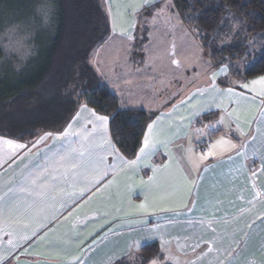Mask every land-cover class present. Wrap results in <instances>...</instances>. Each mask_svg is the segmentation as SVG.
Masks as SVG:
<instances>
[{
  "label": "crops",
  "instance_id": "1",
  "mask_svg": "<svg viewBox=\"0 0 264 264\" xmlns=\"http://www.w3.org/2000/svg\"><path fill=\"white\" fill-rule=\"evenodd\" d=\"M101 1L108 17L110 34L92 51L91 65L101 83L116 96L120 110L156 113L150 123L158 121L154 132L161 138H171L172 143L169 144L168 151L172 158L169 160L165 149L159 148L149 161L151 167L138 165L133 177L137 183L129 198L127 186L132 181H129L128 176L132 175V172L125 168L123 163L116 161L114 156L118 153L125 160H133L136 156L127 159L117 149L111 139L108 121L107 134L115 146L116 153L108 150L107 146L98 151L107 153L106 166L115 163L117 171H110L99 185L93 186L83 196L79 194L83 182L75 188L67 187L61 182L57 189L63 191L50 192L47 198L38 200V215L35 220L17 222L9 218V205L6 202L13 196L28 200L37 199L35 194L29 197L27 192L19 191L20 187L23 185L29 190L32 189L26 178L40 173L47 157L61 148L62 144H67V139L59 134L64 132L70 123L73 125V132L82 127L91 130L92 125L87 123L91 117L87 113L76 117L78 107L60 132H44L30 141L0 134V139H11L21 144L29 143L30 148V142L36 141L45 133L57 137L55 140L49 138L30 152L19 150L15 156L10 155L11 149L0 145V209H3L0 212V248L7 249L10 240L19 243L21 237L37 230L36 236L25 245V251L30 254L19 257L21 264H104L109 256L128 252L136 240H141L143 247L155 243L159 250V238L169 242L168 247L175 258L169 264H264V172L257 170L260 159L264 158V140L258 138L256 142H249L243 149L249 157L253 151L256 152L255 165L241 156L228 159L226 154L209 157L200 165V170L196 171L186 159L184 149L188 146L187 140L176 139L173 135L178 133L183 136L184 129L177 128V125L182 123L180 117L186 115V105L179 103L181 99H186L190 93L195 92L193 103L207 106L212 100L209 93L201 96L196 91L197 88L208 87L210 83L206 74L197 77L198 72L202 73L199 62L210 61L212 64L196 38L199 30L186 25L172 0H159L161 8L170 5V9L156 21H153L151 16L139 15L135 29L131 28L133 15L131 9H128L127 22L123 27L132 32L134 39L125 40V44L121 46L111 40L114 34L109 8L113 13L121 11L122 5L128 3V0H111L110 3L109 0ZM169 16L173 17L171 21L166 19ZM161 21L163 25L160 24ZM224 35L223 39L230 42L227 32ZM256 36L261 37L264 43V34ZM117 39L120 38L117 36ZM258 40L260 41H252L251 46L254 44L256 48L259 45ZM258 51L260 55L264 53V49ZM197 58L198 62L189 67V59ZM172 59L178 60L180 66L172 64ZM224 64L228 65V75L227 78L219 79L234 80L230 71L231 64ZM212 70H218V67L213 66ZM235 91L251 98L248 104L252 112L258 111L264 104V97L255 96L242 88H236ZM174 106L177 107L174 109ZM235 106L229 104V108ZM208 115L210 118L204 119ZM219 115L220 109L213 106L196 117L194 127L215 122ZM259 124L264 129V121ZM222 131L223 126L211 137L203 138L202 146L205 150L209 139L216 140L222 135ZM146 132L147 128L144 134ZM94 135L95 143H102L103 130L98 129ZM234 135L236 139L233 142L242 139L239 133ZM70 139L79 138L73 136ZM193 147L196 153L200 152L199 147ZM163 164L170 166L157 173L154 184H139L141 180L147 182L153 175L152 167ZM249 167L257 170L255 176H252ZM185 177L190 179L186 180ZM109 181L113 182L109 184ZM145 194L149 195L150 200H155L158 208L165 209L155 212L149 210L147 224L140 222V217L145 216V213L132 211L134 206L144 202ZM152 229H156V232H151ZM151 235L158 238L147 241L142 239ZM90 245L91 250L88 251ZM196 245L199 247L193 252ZM138 254L139 252L136 253L135 263ZM75 257L80 259L76 260ZM127 262L133 264L132 260ZM13 264L16 262L13 261Z\"/></svg>",
  "mask_w": 264,
  "mask_h": 264
},
{
  "label": "trees",
  "instance_id": "2",
  "mask_svg": "<svg viewBox=\"0 0 264 264\" xmlns=\"http://www.w3.org/2000/svg\"><path fill=\"white\" fill-rule=\"evenodd\" d=\"M29 1L35 0H0V23L14 24L11 11L22 14L30 7ZM47 1L54 6L55 20L49 28L47 23L40 36L23 30L18 34L0 30L4 40L0 43V134L30 141L44 132H60L79 105L90 101L88 107L109 117L110 135L117 149L125 158H134L156 113L120 110L116 96L101 83L91 65L92 51L110 34L102 1ZM172 2L186 25L199 30L196 38L214 67L229 62L232 79L237 81L264 75V53L241 71L236 64L248 45H218L213 39L226 32L228 14L245 22L250 35H263L264 0ZM155 251V243L144 246L135 264Z\"/></svg>",
  "mask_w": 264,
  "mask_h": 264
},
{
  "label": "snow or ice",
  "instance_id": "3",
  "mask_svg": "<svg viewBox=\"0 0 264 264\" xmlns=\"http://www.w3.org/2000/svg\"><path fill=\"white\" fill-rule=\"evenodd\" d=\"M111 0H109V3ZM120 7V6H118ZM170 5H165L161 8L159 6V0H128V3L122 5V10L116 13L111 11L109 8V17L112 27L113 36L111 40L113 43H118L121 46L125 44V40H132L134 36L131 31L126 30L123 24L126 23V17L128 15V9H131L133 15V21L131 23V28L135 29L137 24V17L141 14L145 16H151L153 21L158 20L166 10L170 9ZM41 12L46 15L45 8L41 9ZM177 22L179 23L178 17ZM168 21H171L173 17H166ZM147 22V21H146ZM117 36L120 39H117ZM198 62L197 60L189 59L188 66L191 67ZM172 64L180 66V62L176 59L171 60ZM199 67L202 69V73L198 72L197 77L201 74H206L210 83L206 88H197V92L202 96L205 93H209L212 100L207 106L193 103L196 93H190L186 99H181L180 104L186 105L185 111L186 115L180 117L181 124L177 125L178 130L183 128V136L181 137L178 133L173 135L176 139L187 140L188 146L184 149L186 153V159L192 164L193 169L196 171L200 170V165L209 159V157L225 156L227 154L228 159H232L234 156H241L245 161H251V164L255 165L257 163L256 152L253 151L252 156L249 157L243 149L248 146L249 142H256L258 138L264 140V129L260 127L259 122L264 121V104H262L258 111H251L248 101L251 100L249 97H244L241 93L235 91L236 88L245 89L247 92L253 93L255 96L264 97V76H259L248 82H242L237 80L219 79L220 77L227 78L228 75V65L221 62L218 65V70H212L213 65L211 62H199ZM226 85V86H225ZM219 100V102H217ZM228 101V103H225ZM89 102H85L79 105L76 113V117H79L82 113H87L91 119L87 123L92 125L91 130L86 127H82L79 131H72V123H70L67 129L60 133L59 135L67 139V144H62L61 148L53 152L51 156L47 157L46 163L43 170L38 174H32L26 178V182H30L32 189L29 190L23 185L20 187L19 191L27 192L29 197L34 194L37 199H22L16 196L10 198L7 205V212L10 219L16 220L17 222L22 220H35L38 215L37 204L38 200H43L48 197L50 192L63 191V189H57V185L61 182L67 187L75 188L81 182H83V187L80 188V196H83L85 192L89 191L93 186L99 185L104 177L111 171L115 173L117 171L116 164L106 166L105 162L107 160V153L98 151V149H107L112 153H116L115 146L112 144L111 140L108 138V121L109 117L107 115H99L97 112L88 107ZM229 104H235V107L229 108ZM216 107L220 109V115L217 121L202 124L201 127H194L196 117L201 116L202 113L210 110L211 107ZM177 106H174V109ZM251 115L249 116V113ZM159 119V118H158ZM158 121H154L147 125V132L143 136L142 146L139 148V152L136 158L133 160H125L118 153L115 154L114 159L119 163H123L125 168L130 169L132 175L128 176L129 181H132L127 186V193L129 198L133 194V188L136 186V181L133 179L138 165L143 164L145 167H151L149 161L152 155L159 148L165 149V155L169 156L171 160V153L168 151L169 144L172 143L171 138L163 137L161 138L154 132ZM255 125V127H253ZM223 126L222 135L216 140L212 141L209 139L207 149L205 150L202 146L203 138L211 137L216 131L221 130ZM98 129H102L104 132L102 143L97 144L96 135ZM234 133H239L242 138L240 141L233 142L236 137ZM78 137L79 139H70V137ZM49 138L55 140L57 137L53 136L51 133H45L41 135L36 141L29 143H16L11 139H0V145L6 146L11 149V156H15L19 150L31 151L32 148H36L38 145L43 144ZM193 145L200 148V152L196 153ZM169 164H163L162 166L152 167L153 175L148 178V181H139V184H154L156 181L157 173L162 170L169 168ZM247 166V165H245ZM207 165L204 166L206 170ZM252 176L257 174V170L264 172V158L260 159V163L257 170H253L251 167L248 168ZM115 177H113V180ZM185 179H190V177H185ZM113 181H109L111 184ZM107 186V185H106ZM55 199V196L52 197ZM76 198L75 196L73 197ZM149 210L155 211H165L164 208H158L156 206L155 200H150L149 195L145 194V199L143 203L136 205L132 208V211H138L145 213V216L140 217V222L147 224V215ZM3 209H0L2 212ZM27 227V224H25ZM151 232L155 233L156 229H152ZM37 230H33L30 235H25L20 238L19 243L9 241V247L7 249L0 248V264H21L19 257L21 255H27L25 251V245L34 236H36ZM11 236L12 233H7ZM107 235V234H105ZM158 237L155 235L146 236L142 239L156 240ZM160 239V248L155 251L154 254L145 259L140 258V264H169L175 258L172 255L170 247H168L169 242ZM95 243V241H93ZM155 247V245H153ZM199 245L193 248V252L196 251ZM143 244L141 240H136L129 247V251L123 255H112L109 256L104 264H126L127 260H132L135 264L136 253L142 250ZM91 250V245L88 251ZM203 252V250H201ZM74 259L79 260L80 257H75Z\"/></svg>",
  "mask_w": 264,
  "mask_h": 264
},
{
  "label": "rangeland",
  "instance_id": "4",
  "mask_svg": "<svg viewBox=\"0 0 264 264\" xmlns=\"http://www.w3.org/2000/svg\"><path fill=\"white\" fill-rule=\"evenodd\" d=\"M49 6L50 4L47 0H35L34 2L30 3L31 10H30V7L29 8L26 7L24 11H22L23 12L22 14H18L17 12L13 13V11H11V17L16 18L15 20H13L14 24L9 25L6 21L3 23H0V30H3V31L12 30L13 32L17 34L23 30L29 33L36 32L38 35L41 32H43V29L46 28L48 22H49V25L47 28H49L54 23L55 14H56L54 11V6H50V7ZM35 7H36V11H35ZM42 8H45L46 10L48 9V11H46L47 12L46 15L41 12ZM160 24L163 25V22L161 21ZM226 25H227L226 32L228 34V39L230 40V42H228L226 39H223V37L225 36L224 34H222V36H219L220 34L215 35L216 37H214L213 39L217 41L216 43L218 45H225V44L230 45V43L232 42L231 46L237 47L238 45H242L245 43L247 45L249 44L250 47L245 50V53H244L245 55L243 57H239L240 59L236 64L238 69L243 71L244 68L251 65L260 55V51H258V49L260 50L264 49L263 40L261 39V37L256 38L258 37L256 35H250L245 22H243L240 18H236L235 16H232L231 14H228ZM255 39H260L261 41L260 42L258 40L259 45L256 48L254 44H252L253 47L251 46L252 41H254ZM3 42L4 40H2V37H1L0 43L2 44Z\"/></svg>",
  "mask_w": 264,
  "mask_h": 264
}]
</instances>
